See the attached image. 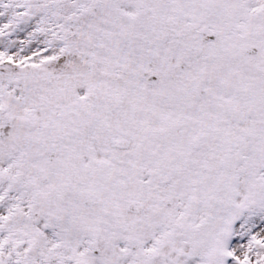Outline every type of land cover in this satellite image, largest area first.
Instances as JSON below:
<instances>
[{
    "label": "snow or ice",
    "instance_id": "6c2138e0",
    "mask_svg": "<svg viewBox=\"0 0 264 264\" xmlns=\"http://www.w3.org/2000/svg\"><path fill=\"white\" fill-rule=\"evenodd\" d=\"M0 264H264V0H0Z\"/></svg>",
    "mask_w": 264,
    "mask_h": 264
}]
</instances>
